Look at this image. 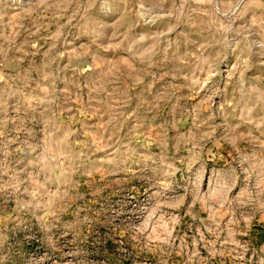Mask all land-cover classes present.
I'll return each mask as SVG.
<instances>
[{
    "label": "rangeland",
    "instance_id": "1",
    "mask_svg": "<svg viewBox=\"0 0 264 264\" xmlns=\"http://www.w3.org/2000/svg\"><path fill=\"white\" fill-rule=\"evenodd\" d=\"M0 264H264V0H0Z\"/></svg>",
    "mask_w": 264,
    "mask_h": 264
}]
</instances>
